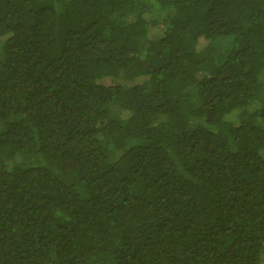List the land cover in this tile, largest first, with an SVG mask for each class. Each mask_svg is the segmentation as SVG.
<instances>
[{
  "label": "trees",
  "instance_id": "trees-1",
  "mask_svg": "<svg viewBox=\"0 0 264 264\" xmlns=\"http://www.w3.org/2000/svg\"><path fill=\"white\" fill-rule=\"evenodd\" d=\"M0 53V264H264V0H0Z\"/></svg>",
  "mask_w": 264,
  "mask_h": 264
},
{
  "label": "rangeland",
  "instance_id": "rangeland-1",
  "mask_svg": "<svg viewBox=\"0 0 264 264\" xmlns=\"http://www.w3.org/2000/svg\"><path fill=\"white\" fill-rule=\"evenodd\" d=\"M226 39H227V38H225V39H221V40H219L217 43H218L219 45H223V46H224V44H226V42H227ZM0 56H1V53H0ZM117 82H118L119 84H122V85H129V83L126 82L125 80H123L122 78H119V79L117 80ZM110 109H111L113 112L116 110L114 106H110ZM18 159L20 160L21 157L19 156Z\"/></svg>",
  "mask_w": 264,
  "mask_h": 264
}]
</instances>
